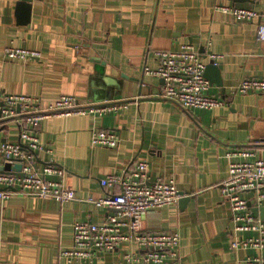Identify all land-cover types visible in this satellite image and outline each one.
<instances>
[{
    "label": "crops",
    "instance_id": "0c3cea01",
    "mask_svg": "<svg viewBox=\"0 0 264 264\" xmlns=\"http://www.w3.org/2000/svg\"><path fill=\"white\" fill-rule=\"evenodd\" d=\"M0 0V87L9 93L38 96L42 106L61 94L82 102L128 101L106 114L51 116L41 121V141L65 169L64 182L74 200L18 193L0 200V264H70L60 250L72 244L77 219L101 222L110 209L87 201L105 192L99 179L120 173L137 160L149 162L150 180L172 178L190 196L143 214L144 229L180 234L181 264H236L254 252L232 250L237 236L228 202L220 192L236 149L264 158V93L232 94L244 76L264 78V0ZM22 4L19 5V4ZM216 4L253 7L258 17L239 22ZM24 8V10H23ZM27 10L28 12L23 13ZM25 14V15H24ZM191 44L207 63L221 54L218 73L209 71V93L226 106L182 108L157 96L163 80L144 73L157 68L155 50ZM35 49L40 57L8 60L5 46ZM219 78L221 85L215 80ZM116 130V147L91 144L93 128ZM12 137L16 129L12 126ZM1 139V138H0ZM121 242L113 251L96 252L90 264H124L133 250ZM76 264V263H74ZM176 264V263H171Z\"/></svg>",
    "mask_w": 264,
    "mask_h": 264
},
{
    "label": "built area",
    "instance_id": "2783aa9c",
    "mask_svg": "<svg viewBox=\"0 0 264 264\" xmlns=\"http://www.w3.org/2000/svg\"><path fill=\"white\" fill-rule=\"evenodd\" d=\"M215 9L230 14L239 22L254 21L259 12L253 7L216 4ZM264 40V22L257 28ZM8 60H26L40 57L35 49L9 44L4 48ZM159 65L145 66L144 73L163 80L157 96L177 102L182 108L212 109L226 106L225 97L209 93L210 81L205 76L206 62L191 44H182L177 50H155ZM217 63L221 54L209 53ZM232 94L264 93V78L244 76L230 91ZM128 101L82 102L72 94H61L52 104L41 105V99L24 93H9L0 87V166L8 163L9 171H0V200L13 194L50 198L59 202L74 200L72 187L64 182L65 169L47 158L38 164V154L51 150L40 139L38 129L42 120L51 116L76 114H106L127 107ZM15 127V139L11 131ZM119 133L110 128H93L91 144L116 147ZM231 158L228 173L221 181L220 192L228 202L237 236L229 247L247 249L254 253L239 259L236 264H264V219L257 216L252 206H264V158H257L252 149L242 148L227 153ZM20 164V170L12 168ZM149 162L135 160L120 173L107 174L99 179L104 196L87 201L110 209L99 223L77 219L72 224V244L60 250V257L70 264H90L96 252L115 250L121 242L134 246L123 254L124 264H181L180 234L177 230L144 229L141 219L151 209L175 204L181 194L172 178L150 180ZM253 204H249L251 199Z\"/></svg>",
    "mask_w": 264,
    "mask_h": 264
},
{
    "label": "water",
    "instance_id": "95a60500",
    "mask_svg": "<svg viewBox=\"0 0 264 264\" xmlns=\"http://www.w3.org/2000/svg\"><path fill=\"white\" fill-rule=\"evenodd\" d=\"M24 1L25 0H22V3H23L24 6H27V10H28V5H26V2H24ZM19 5L22 6L21 3ZM23 10H24V8H23ZM27 10L23 11V13L26 14V12H28ZM219 69H220V66L219 65H217L215 63H207L204 74H205V76H208V73L211 70H214L216 73H218ZM215 82L217 84L221 85V80L219 78H217L215 80ZM20 167H21L20 164H15V165L12 166V168L15 169V170H20ZM10 169H11V166L8 163L4 164L3 166H0V171H9ZM179 193L182 195L181 196V199L179 200L181 203H185V201L188 200L189 197H190V196H187V194H184L183 192H179ZM254 201H255L254 198L251 199L250 202H249V204H253ZM252 209H253L254 213L257 216H259L261 219H264V206H262V207L252 206Z\"/></svg>",
    "mask_w": 264,
    "mask_h": 264
},
{
    "label": "trees",
    "instance_id": "16d2710c",
    "mask_svg": "<svg viewBox=\"0 0 264 264\" xmlns=\"http://www.w3.org/2000/svg\"><path fill=\"white\" fill-rule=\"evenodd\" d=\"M2 136H1V134H0V138H1Z\"/></svg>",
    "mask_w": 264,
    "mask_h": 264
}]
</instances>
